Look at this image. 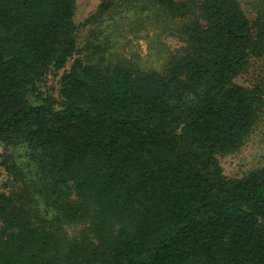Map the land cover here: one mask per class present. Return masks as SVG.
<instances>
[{
	"label": "trees",
	"instance_id": "1",
	"mask_svg": "<svg viewBox=\"0 0 264 264\" xmlns=\"http://www.w3.org/2000/svg\"><path fill=\"white\" fill-rule=\"evenodd\" d=\"M77 1L0 0V144L27 148L50 184L45 208L0 191V264H264V169L227 179L218 161L264 106L235 83L264 62V19L238 0H151L186 20L165 71L76 58L56 101L38 84L80 52Z\"/></svg>",
	"mask_w": 264,
	"mask_h": 264
},
{
	"label": "rangeland",
	"instance_id": "2",
	"mask_svg": "<svg viewBox=\"0 0 264 264\" xmlns=\"http://www.w3.org/2000/svg\"><path fill=\"white\" fill-rule=\"evenodd\" d=\"M100 0H78L74 15L78 55L70 58L58 72H49L38 84L43 96L59 101V79L76 58L101 69L125 64L148 72L163 73L174 54L184 46L186 20L171 19L151 0H116L114 7L97 21L87 23ZM250 22L264 19V0H238ZM99 47L100 50H96ZM235 83L264 90V62L252 57ZM223 175L239 179L264 169V106L256 123L235 153L218 157ZM49 181L42 164L25 147L0 144V191L15 196H30L31 205L47 207ZM46 186V187H45ZM55 226L67 238L85 231L84 225L61 223Z\"/></svg>",
	"mask_w": 264,
	"mask_h": 264
}]
</instances>
